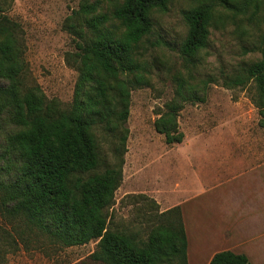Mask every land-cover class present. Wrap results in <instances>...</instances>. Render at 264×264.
Returning a JSON list of instances; mask_svg holds the SVG:
<instances>
[{"label": "trees", "instance_id": "16d2710c", "mask_svg": "<svg viewBox=\"0 0 264 264\" xmlns=\"http://www.w3.org/2000/svg\"><path fill=\"white\" fill-rule=\"evenodd\" d=\"M172 0H116L106 11L82 2L64 23L74 36L66 62L77 72L67 106L27 83L22 29L0 0V259L20 245L84 246L101 264H188L179 206L160 211L143 194L126 195L129 218L117 221L114 195L127 151L130 94L148 85L145 61L153 15ZM181 15L186 35L178 55L188 66L207 49L211 29L239 18L242 49L260 59L223 76L227 88L253 85L251 103L264 127V0H192ZM259 32L250 35L254 27ZM251 44L252 48H248ZM254 43V44H253ZM246 52V51H245ZM213 81L203 82L204 84ZM177 79L176 98L158 114L154 129L167 145L180 144L177 117L194 101ZM109 148V158L104 147ZM209 264H249L243 254L221 251Z\"/></svg>", "mask_w": 264, "mask_h": 264}, {"label": "rangeland", "instance_id": "374dc122", "mask_svg": "<svg viewBox=\"0 0 264 264\" xmlns=\"http://www.w3.org/2000/svg\"><path fill=\"white\" fill-rule=\"evenodd\" d=\"M84 1L7 0L5 6L7 16L22 29L28 85L65 106L72 100L77 72L66 62L67 55L74 51V36L64 23ZM87 1L97 3L99 11H106L116 0ZM192 4V0H172L165 11L153 15L149 40L165 42L167 46L145 44L148 85L134 88L130 94L127 151L113 210L117 221L129 218L131 206L122 200L126 195L143 194L164 211L174 205L170 197L181 186L193 199L185 209L189 264H207L215 252L229 250L242 254L249 241L254 242L247 247L252 250L257 236L264 234V169L230 162L212 165V160L229 156L264 158V127L250 100L253 85L227 88L221 78L239 72L261 56L257 51L242 49L247 43L243 42L245 35L238 28L237 18L232 22L225 20L224 27L218 24L212 28L208 47L199 53L198 63L186 65L178 55L187 30L181 13ZM252 29L248 36L257 34L260 27ZM252 42L255 41L249 42L248 48L253 47ZM177 79L197 99L186 102L178 113L182 142L167 145L164 136L155 131L154 121L176 98ZM207 81L213 83H203ZM104 152L109 158L107 146ZM225 169L233 170L234 177L227 179L229 172ZM230 221L235 228L227 227ZM4 225L0 214V226ZM193 226L200 227L195 237ZM203 234L202 241H209L207 245L203 242L199 245L196 239ZM95 249L94 241L67 248L47 243L40 248L32 242L5 253L0 264H101L90 259ZM254 251L263 255L259 246ZM256 263V258L251 257L249 264Z\"/></svg>", "mask_w": 264, "mask_h": 264}, {"label": "crops", "instance_id": "0c3cea01", "mask_svg": "<svg viewBox=\"0 0 264 264\" xmlns=\"http://www.w3.org/2000/svg\"><path fill=\"white\" fill-rule=\"evenodd\" d=\"M230 153L231 152H229V155H230ZM228 158V157H227ZM226 162H230V164L231 165H247V166H250V167H253L255 170H261V169H264V158L263 157H257V158H254V157H238L237 159H234V158H231L230 156H229V159H224V160H212V165L215 167L216 165H217V163L219 164V165H228ZM193 167V166H192ZM229 172V174H227L226 175V177H227V179H229V178H233L234 177V175L232 174V172H233V170H231V169H225V172ZM209 172H211V171H209ZM212 172H215V170L214 171H212ZM230 173H231V175L232 176H230ZM211 186V185H210ZM178 188H179V190L176 192V193H174V195H171V197H170V202L171 203H174V205L172 206V207H175V206H179L180 207V209H181V211H182V216H183V223H184V228H185V233H186V225H185V209H186V207H187V204L191 201V200H193V199H191V196H188V192L186 193L185 191H183L182 189H181V186H179L178 185ZM190 194V193H189ZM171 207V208H172ZM168 209H170V208H168ZM167 210V209H166ZM165 211V210H164ZM228 226L227 227H231V228H235V224H232V222L230 221V223L229 224H227ZM226 226V225H225ZM224 226V227H225ZM194 227V226H193ZM223 227V228H224ZM243 228V227H242ZM196 229L199 231V229H200V227H197L196 228V226L194 227V232H193V235H194V237L196 236ZM236 229H238V227L236 226ZM198 231H197V233H198ZM198 235V234H197ZM202 236H203V238H202ZM186 237H187V234H186ZM258 237V239H257V244L255 245V247L253 246L252 247V250H250V248H247V247H249L251 244H253L254 242H252V243H250L251 241H249V244L248 245H246V250H244L243 251V255H245L246 257H247V259L249 260V262L251 263V257H254V258H256V260H257V263L256 264H264V234L263 235H258L257 236ZM196 239H198V244L200 245V243L201 242H203L204 241V234L203 235H201V237L200 236H198ZM203 240V241H202ZM196 242V241H195ZM256 242V241H255ZM203 243H205V245H207L208 243H209V241H206V242H203ZM193 244H194V242H193ZM187 245H188V239H187ZM257 246H259V253H263V255H260V254H258L257 253V251H254L255 250V248L257 247ZM201 247V246H200ZM188 248L189 247H187V260H188V256H189V253H188ZM202 248V247H201ZM258 249V248H257ZM224 251H226V250H224ZM229 251V250H228ZM202 252H203V250H202ZM219 252H221V251H219ZM232 252V251H231ZM211 253V251L209 252V254ZM216 253H218V252H215V253H213L212 255H211V257L210 258H208V254L206 255V257L205 258H203L204 260H206V258H208V263L207 264H209V262H210V260H211V258L213 257V255L214 254H216ZM202 254V253H201ZM200 254V255H201ZM198 258H200V257H198ZM202 258V257H201ZM188 264H189V260H188Z\"/></svg>", "mask_w": 264, "mask_h": 264}]
</instances>
